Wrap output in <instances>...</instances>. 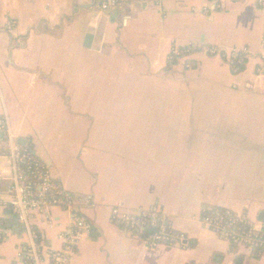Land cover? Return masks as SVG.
<instances>
[{"label": "crops", "instance_id": "0c3cea01", "mask_svg": "<svg viewBox=\"0 0 264 264\" xmlns=\"http://www.w3.org/2000/svg\"><path fill=\"white\" fill-rule=\"evenodd\" d=\"M100 4L0 0V122L75 197L70 210L33 215L38 242L62 248L75 215L91 233L70 264H264L202 223L209 207L260 222L264 212V0ZM209 47L248 48L245 68ZM9 147L0 131V152ZM9 186L0 182V264H27ZM117 205L158 206L188 247L149 246L113 221Z\"/></svg>", "mask_w": 264, "mask_h": 264}, {"label": "built area", "instance_id": "2783aa9c", "mask_svg": "<svg viewBox=\"0 0 264 264\" xmlns=\"http://www.w3.org/2000/svg\"><path fill=\"white\" fill-rule=\"evenodd\" d=\"M121 2L122 0H101L100 9L109 11L117 8ZM8 27L12 28V25L8 24ZM192 46L194 45L189 44L183 49L186 52ZM207 51L212 56H221L232 68L245 65L250 54L248 48L222 50L209 47ZM180 55V48L175 47L169 60ZM262 58L264 61V54ZM0 131L10 143L7 152H0V162L8 159L10 164L8 174L4 175L0 171V182L5 178L10 181L7 191L9 206L24 224L29 236V246L25 251L27 264H70L81 238L91 233L90 223L82 216H72L71 226L60 235L64 241L60 249L45 248L38 242L39 237L32 224L33 215L50 217L54 208L70 210L75 206V197L54 178L49 165L17 143L7 121L0 122ZM112 219L134 233H147L145 241L151 247L169 245L187 248L189 245L187 234L175 230L158 206L131 212L117 205L112 209ZM202 223L232 245L247 247L264 255L263 222L253 220L245 213L209 207L203 210Z\"/></svg>", "mask_w": 264, "mask_h": 264}, {"label": "trees", "instance_id": "16d2710c", "mask_svg": "<svg viewBox=\"0 0 264 264\" xmlns=\"http://www.w3.org/2000/svg\"><path fill=\"white\" fill-rule=\"evenodd\" d=\"M245 67H244V64H241V65H239V67L238 68H232L234 71H235V73L237 72H241V71H243V69H244ZM219 209H224V208H219ZM138 234H139V237L141 238V239H144V240H146V236H145V234H147V233H141V232H137ZM253 255L255 256V257H261V255L260 254H258V252H256V251H253Z\"/></svg>", "mask_w": 264, "mask_h": 264}, {"label": "water", "instance_id": "95a60500", "mask_svg": "<svg viewBox=\"0 0 264 264\" xmlns=\"http://www.w3.org/2000/svg\"><path fill=\"white\" fill-rule=\"evenodd\" d=\"M92 40H93V35L92 34H87L85 38V46L90 47L92 45ZM261 222H264V212H262L260 216Z\"/></svg>", "mask_w": 264, "mask_h": 264}]
</instances>
